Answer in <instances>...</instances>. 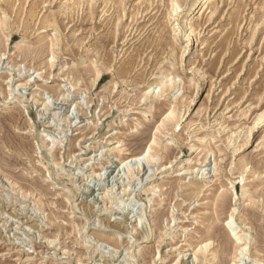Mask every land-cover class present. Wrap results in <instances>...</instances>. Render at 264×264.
<instances>
[{"label":"rangeland","instance_id":"rangeland-1","mask_svg":"<svg viewBox=\"0 0 264 264\" xmlns=\"http://www.w3.org/2000/svg\"><path fill=\"white\" fill-rule=\"evenodd\" d=\"M4 1L0 264H264V0Z\"/></svg>","mask_w":264,"mask_h":264},{"label":"bare ground","instance_id":"bare-ground-1","mask_svg":"<svg viewBox=\"0 0 264 264\" xmlns=\"http://www.w3.org/2000/svg\"><path fill=\"white\" fill-rule=\"evenodd\" d=\"M4 1V0H3ZM5 1H7V0H5ZM4 1V2H5ZM211 0H195V2H194V4H193V6H192V8L191 9H198L200 6H204V5H207L209 2H210ZM5 3H7V2H5ZM113 16V15H112ZM115 18V17H114ZM1 20V23H0V45L1 46H5L6 44H8V42H9V40H11V39H13V33H12V28L10 29V27H9V22L6 20V19H0ZM117 23V22H116ZM114 24V23H113ZM44 25V26H43ZM42 26L43 27H49V26H53V27H59L58 26V19L57 18H54V16H53V19L52 18H45V20H44V24H43ZM167 26V25H166ZM111 28V27H110ZM190 29H191V32H194L195 31V29H194V25H191L190 26ZM7 30H8V32H7ZM108 32V31H107ZM61 33V32H60ZM51 42V41H50ZM56 44H58V43H56ZM53 45H55V43L53 42ZM43 48V47H42ZM62 49V48H61ZM166 51H168V50H165V53H166ZM173 51H174V49H173ZM23 53V52H22ZM173 53V52H172ZM175 53V52H174ZM173 53V54H174ZM169 54H171V51H170V53ZM29 56H30V53H29ZM103 56V55H102ZM102 59H103V57H101ZM138 58H139V55L136 53L132 58H129L123 65H122V67L119 69V71H118V77L119 78H121V79H124V78H128V77H131V74H132V71L135 69V67H136V65H137V62H138ZM101 59V60H102ZM104 60V59H103ZM109 63H110V59H106V61H105V65L104 66H106L105 67V69L104 70H106L107 68H108V65H109ZM110 68V67H109ZM90 71L91 72H95V75H96V82L98 81V82H100L102 79H103V74H101V72H100V70L99 69H94V68H91L90 69ZM133 79V78H132ZM142 79H143V76L142 75H140V76H137L136 78H135V81H138V82H141L142 81ZM79 80H80V78H79ZM83 80V79H82ZM135 81H134V83H135ZM92 87H94V85L92 86ZM65 88V87H64ZM167 90V88L166 89H164V92ZM67 91V90H66ZM61 94H62V92H61ZM61 94H60V96H61ZM63 95L65 96L66 94H64L63 93ZM70 95V94H69ZM59 96V95H58ZM41 97H42V95H41ZM263 97V96H262ZM148 98H150V96H148V95H145V100H147ZM264 98V97H263ZM42 98H40V97H37V96H35L34 97V101H40ZM143 99V98H142ZM44 101V100H43ZM47 101V100H46ZM45 103V102H44ZM49 103V102H48ZM42 104H43V102H42ZM44 105V104H43ZM46 107V106H45ZM41 111V110H40ZM175 114H176V109H173V110H171V113H170V118H173V117H175ZM263 117V116H262ZM264 118V117H263ZM261 119V117H259L258 118V120H260ZM3 136H0V138H2ZM10 138V136H5V140H4V142H3V147L5 148V147H8V148H10V149H16L17 147H16V144L14 143V141H12L11 139H9ZM27 152H28V150H27ZM51 154V153H50ZM0 156H2V153H1V151H0ZM1 160V159H0ZM0 164H1V161H0ZM247 178V177H246ZM245 179V177H243V179L242 180H244ZM199 192H200V189L197 187V186H192V187H190V192H189V194H188V196H198V194H199ZM89 206V205H88ZM90 211V210H89ZM94 211V210H93ZM91 214V213H90ZM116 224V223H115ZM120 226V225H119ZM122 227V226H121ZM126 232H127V230H126ZM219 238V235H216V236H214V234L213 235H210V238ZM238 238H240V237H238ZM4 239V238H3ZM221 244H222V252L224 253V254H226L227 252H228V249H229V247H228V244H227V241H226V239L225 240H222L221 241Z\"/></svg>","mask_w":264,"mask_h":264}]
</instances>
